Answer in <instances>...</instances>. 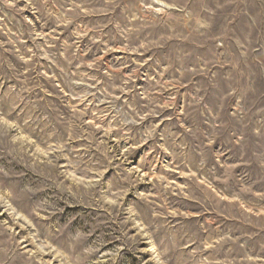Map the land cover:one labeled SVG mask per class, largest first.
I'll return each mask as SVG.
<instances>
[{
    "label": "rangeland",
    "instance_id": "374dc122",
    "mask_svg": "<svg viewBox=\"0 0 264 264\" xmlns=\"http://www.w3.org/2000/svg\"><path fill=\"white\" fill-rule=\"evenodd\" d=\"M0 264H264V0H0Z\"/></svg>",
    "mask_w": 264,
    "mask_h": 264
}]
</instances>
